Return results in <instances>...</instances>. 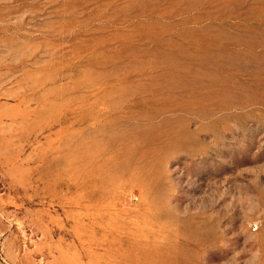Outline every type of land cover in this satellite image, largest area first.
Returning a JSON list of instances; mask_svg holds the SVG:
<instances>
[{"label": "rangeland", "instance_id": "1", "mask_svg": "<svg viewBox=\"0 0 264 264\" xmlns=\"http://www.w3.org/2000/svg\"><path fill=\"white\" fill-rule=\"evenodd\" d=\"M0 264H264V0H0Z\"/></svg>", "mask_w": 264, "mask_h": 264}, {"label": "bare ground", "instance_id": "2", "mask_svg": "<svg viewBox=\"0 0 264 264\" xmlns=\"http://www.w3.org/2000/svg\"><path fill=\"white\" fill-rule=\"evenodd\" d=\"M242 67V66H241ZM201 75V74H200ZM226 82V81H225ZM219 85V84H218ZM215 86V85H214ZM217 86V85H216ZM221 86V85H220ZM242 87V86H241ZM255 87V86H254ZM235 88H237V86L235 87ZM234 88V89H235ZM244 88H246V87H244ZM238 89V88H237ZM240 89V88H239ZM213 91V90H212ZM244 91V90H243ZM223 92V91H222ZM210 93V92H209ZM227 93V92H226ZM235 93V92H234ZM203 94H205V93H203ZM222 97V96H221ZM248 97V96H247ZM231 101H233V100H231ZM219 102V101H218ZM218 104V103H217ZM231 107V106H230ZM205 113V112H204ZM136 245V244H135ZM148 259V258H147ZM172 260V259H171Z\"/></svg>", "mask_w": 264, "mask_h": 264}, {"label": "built area", "instance_id": "3", "mask_svg": "<svg viewBox=\"0 0 264 264\" xmlns=\"http://www.w3.org/2000/svg\"><path fill=\"white\" fill-rule=\"evenodd\" d=\"M256 228H257V225H256Z\"/></svg>", "mask_w": 264, "mask_h": 264}]
</instances>
